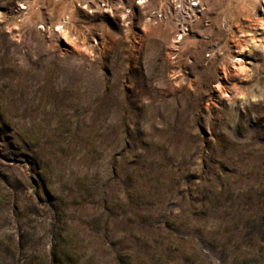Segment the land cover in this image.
I'll return each mask as SVG.
<instances>
[{
  "label": "rangeland",
  "instance_id": "obj_1",
  "mask_svg": "<svg viewBox=\"0 0 264 264\" xmlns=\"http://www.w3.org/2000/svg\"><path fill=\"white\" fill-rule=\"evenodd\" d=\"M26 6L0 0V264H264V0Z\"/></svg>",
  "mask_w": 264,
  "mask_h": 264
},
{
  "label": "bare ground",
  "instance_id": "obj_2",
  "mask_svg": "<svg viewBox=\"0 0 264 264\" xmlns=\"http://www.w3.org/2000/svg\"><path fill=\"white\" fill-rule=\"evenodd\" d=\"M37 3H39V0H27V8L28 10H30L31 8L35 7V5H37ZM63 28V26H62Z\"/></svg>",
  "mask_w": 264,
  "mask_h": 264
},
{
  "label": "built area",
  "instance_id": "obj_3",
  "mask_svg": "<svg viewBox=\"0 0 264 264\" xmlns=\"http://www.w3.org/2000/svg\"><path fill=\"white\" fill-rule=\"evenodd\" d=\"M104 5V4H103ZM182 32H184V31H182Z\"/></svg>",
  "mask_w": 264,
  "mask_h": 264
}]
</instances>
